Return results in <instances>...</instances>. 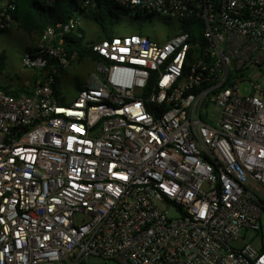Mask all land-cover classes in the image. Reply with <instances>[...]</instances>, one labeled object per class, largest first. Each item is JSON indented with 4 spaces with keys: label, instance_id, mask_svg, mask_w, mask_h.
I'll list each match as a JSON object with an SVG mask.
<instances>
[{
    "label": "built area",
    "instance_id": "2783aa9c",
    "mask_svg": "<svg viewBox=\"0 0 264 264\" xmlns=\"http://www.w3.org/2000/svg\"><path fill=\"white\" fill-rule=\"evenodd\" d=\"M115 1L180 31L91 41L76 13L26 50L30 93L0 87V264H264V0ZM84 37L95 70L62 102Z\"/></svg>",
    "mask_w": 264,
    "mask_h": 264
},
{
    "label": "rangeland",
    "instance_id": "374dc122",
    "mask_svg": "<svg viewBox=\"0 0 264 264\" xmlns=\"http://www.w3.org/2000/svg\"><path fill=\"white\" fill-rule=\"evenodd\" d=\"M78 1L83 6V1ZM5 2L6 0H0V5H3ZM79 15L83 18L87 40L95 41L97 38L99 39V25L87 15H83L82 13ZM12 27L13 29L10 33L0 36V54L4 53L6 56V67L1 76V81L14 86V88L29 87L30 89L31 85H25V83H34L35 79L33 77L35 76V71L25 68L22 58L28 48H36L38 46L41 35H27L16 22ZM144 27L148 33L155 31L157 35L151 36L159 41H166L169 37L174 36L180 31V25L177 21H167L164 18L154 20L153 24H149L145 20ZM137 30L138 26L133 24L131 20L121 17V24L117 29L120 34H133ZM93 70H95V63L91 60L73 62L60 76V97L66 102L72 101L78 93L75 87L76 83L83 84ZM250 80L254 82L255 78L251 76ZM251 81H245L240 84L239 92L241 96L249 95L252 92ZM262 222L264 231V216ZM255 245L256 247L260 246L259 239L255 240ZM89 262V264H119L113 260L98 258H91Z\"/></svg>",
    "mask_w": 264,
    "mask_h": 264
},
{
    "label": "trees",
    "instance_id": "16d2710c",
    "mask_svg": "<svg viewBox=\"0 0 264 264\" xmlns=\"http://www.w3.org/2000/svg\"><path fill=\"white\" fill-rule=\"evenodd\" d=\"M16 9L12 12L14 21L19 27L28 34H42L43 31L60 21H66L76 13L87 15L100 27L99 39L109 38L120 34L117 29L121 24V17H125L138 26L137 33L150 34L144 27L145 18L141 19L139 15H134L126 6L117 3L115 0H97L91 7H83L78 0H56L53 4H46L44 0H16ZM147 18V17H146ZM7 29L4 33L8 32ZM3 33V34H4ZM85 35V34H84ZM69 48H74L79 53L78 61L91 60L95 62L97 56L87 46L85 37L82 39H70ZM31 48L28 50H35ZM6 67V56L0 54V87L7 93L19 95L29 94L27 87L14 88L11 85L3 84L1 76ZM77 91L81 90L82 84L76 83ZM60 79L56 85V91L59 92ZM64 100H62L63 102Z\"/></svg>",
    "mask_w": 264,
    "mask_h": 264
},
{
    "label": "crops",
    "instance_id": "0c3cea01",
    "mask_svg": "<svg viewBox=\"0 0 264 264\" xmlns=\"http://www.w3.org/2000/svg\"><path fill=\"white\" fill-rule=\"evenodd\" d=\"M12 29H13V27H12L8 32H6V33H4V34L10 33V32L12 31ZM4 34H2V35H4ZM26 34H27V35H40V34H36V33H34V34H28V33H26ZM28 49H31V48H28ZM28 49H27V50H28ZM34 77H35V76H34ZM34 77H33V78H34ZM2 82H3V81H2ZM3 83H4V82H3ZM5 84H6V83H5ZM7 85H9V84H7ZM30 85H32V83H31ZM11 86H12V85H11ZM24 86H25V85H24ZM12 87H14V86H12ZM28 89H29V87H28ZM29 90L31 91V88H30ZM77 94H78V93H77ZM76 97H77V95H76ZM76 97H75V98H76ZM75 98H74V99H75ZM74 99H73V100H74ZM73 100H72V101H73ZM70 102H71V101H70Z\"/></svg>",
    "mask_w": 264,
    "mask_h": 264
}]
</instances>
